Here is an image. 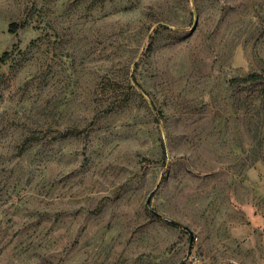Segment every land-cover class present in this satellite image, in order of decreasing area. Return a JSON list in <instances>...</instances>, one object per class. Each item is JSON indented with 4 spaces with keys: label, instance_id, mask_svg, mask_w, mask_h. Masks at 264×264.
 Masks as SVG:
<instances>
[{
    "label": "rangeland",
    "instance_id": "rangeland-1",
    "mask_svg": "<svg viewBox=\"0 0 264 264\" xmlns=\"http://www.w3.org/2000/svg\"><path fill=\"white\" fill-rule=\"evenodd\" d=\"M252 72L264 0H0V264H264Z\"/></svg>",
    "mask_w": 264,
    "mask_h": 264
},
{
    "label": "trees",
    "instance_id": "trees-1",
    "mask_svg": "<svg viewBox=\"0 0 264 264\" xmlns=\"http://www.w3.org/2000/svg\"><path fill=\"white\" fill-rule=\"evenodd\" d=\"M11 27V31H14L15 30V27L16 25L13 23L10 25ZM7 53H3V59L5 57H7ZM259 81H262L264 82V72H252V73H249L245 76H241V77H233L230 79V82L232 84H235V83H254V82H259Z\"/></svg>",
    "mask_w": 264,
    "mask_h": 264
},
{
    "label": "water",
    "instance_id": "water-1",
    "mask_svg": "<svg viewBox=\"0 0 264 264\" xmlns=\"http://www.w3.org/2000/svg\"><path fill=\"white\" fill-rule=\"evenodd\" d=\"M151 194H152V193H149V195H148L147 198H146V201H145V205H146V206H148V201H149V199H150Z\"/></svg>",
    "mask_w": 264,
    "mask_h": 264
}]
</instances>
